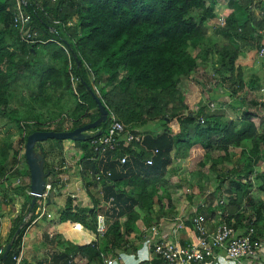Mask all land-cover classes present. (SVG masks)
Instances as JSON below:
<instances>
[{"label": "trees", "instance_id": "1", "mask_svg": "<svg viewBox=\"0 0 264 264\" xmlns=\"http://www.w3.org/2000/svg\"><path fill=\"white\" fill-rule=\"evenodd\" d=\"M218 4L219 0H26L23 11L31 17L30 29L39 35L37 43H28L14 25L18 0H0V113L10 116L7 107L26 89L32 90L35 104L46 108L52 105L61 109L67 93L78 101L72 117H60L62 122L70 123L68 129L64 124L55 129L60 118L44 121L40 114L33 118L35 121L15 119L25 130L21 149H25L28 137L35 132L74 131L97 121L100 110L92 95L96 89L126 133L141 136L139 142L120 143L115 152L97 154L92 141L98 138L99 131L106 133L108 122L104 123L99 129L90 130L86 141L75 142L77 159L67 157L59 161L61 170L57 165L49 166L52 162L48 154L58 152L65 156L64 141L51 139L38 144L36 151H44L45 169L51 172L47 180L58 196L64 194L62 170L70 162L74 169L69 172H77L91 201V206H83L67 194L64 207L59 208L60 234L46 236L43 244L60 250L50 264H80L78 257L85 260L83 264H104L103 255L124 249L126 238L137 234L141 219H152L157 207L161 211L166 207L173 209L167 175L178 160L196 165L194 176L198 179L190 186L192 190L197 187L201 195L199 179L204 178L203 172L211 163L210 170L219 182L218 192L229 182L228 204L219 205L218 209L220 220L247 228L253 226L256 238L264 240V201L244 207L251 185L240 180L241 175L251 176L262 160L254 115L246 111L239 125L218 113H204L206 106L194 112L186 105L187 95L181 85L183 78L198 69V57L193 56L192 50L207 41L226 61L220 72L230 73L225 81L231 84V91L224 96L235 99L237 105L242 101L239 92L246 84L236 63L243 52H260L264 48V0H229L230 13L225 24L218 25L213 36H209L208 24L221 20ZM216 34L221 39L218 44L214 41ZM12 39L14 42L9 43ZM250 87L255 88L254 83ZM49 113L44 115L49 117ZM173 121L180 125L178 133L170 127ZM244 145L248 149L239 154L241 165L228 168L231 149ZM6 154L7 151L2 152L0 161V234L3 223L10 220L9 232L1 244L5 252L10 244L12 249L0 264H17L15 259L22 251L26 233L38 218L41 200L32 208L25 154L23 170L17 168L19 153L14 167L5 168ZM125 154L128 160L122 164ZM148 160H153V165H147ZM19 179L22 183L14 186L13 182ZM262 179L264 182V175ZM24 180L27 182L23 183ZM93 184H100L102 198L91 192ZM19 197L23 199L21 206ZM100 214L107 219V230L101 239L97 234ZM211 214L214 219L216 215ZM29 215L31 219L27 221ZM73 228L84 234L81 242L62 236V231ZM157 260L155 264H162ZM21 264L27 263L23 260Z\"/></svg>", "mask_w": 264, "mask_h": 264}, {"label": "rangeland", "instance_id": "2", "mask_svg": "<svg viewBox=\"0 0 264 264\" xmlns=\"http://www.w3.org/2000/svg\"><path fill=\"white\" fill-rule=\"evenodd\" d=\"M228 3L229 0H219V4L217 5L216 9L219 10V17L226 18V16L230 13L228 10ZM225 7V8H223ZM259 13V10L257 11ZM245 17V16H244ZM219 22L212 23V25H209L210 31L208 33L209 36H213L214 30L218 27ZM213 30V32H212ZM215 36V35H214ZM214 41L216 44L221 42V39L216 34V37H214ZM13 39L9 41V43H13ZM264 45V44H263ZM210 52L208 55L207 53ZM192 54L194 57H198V69L195 71L191 76L188 78L182 79V90L186 93V105L189 107V109L196 112L200 107L206 106V110L204 113L209 114V112L212 113H218L222 115L223 117H233V110H230V108H227V110L224 108L227 105H225L224 102L220 103L219 101L212 102V100H215L214 97L222 98L226 97L225 90L231 91L230 86L231 84L225 81L226 77L230 76V73H221L223 67L226 65V61H223L219 54L215 52V49H213L212 45L208 43L207 41L202 44L199 48L196 50H192ZM204 58V59H203ZM236 66L241 69L243 72V80L245 82V87L243 91L239 92L241 95H243V98H246L247 105L252 109L251 113H254L258 116L257 122L253 121L255 125L258 127V134L260 137H264V60L261 59L260 52L258 50H252V51H245L242 53L241 57L236 63ZM257 81V82H255ZM254 83V87H250V85ZM192 89H196L195 93ZM32 90L26 89L24 92H19L14 99V101L7 107V112H11L10 116H4L0 113V161H2V152L7 151L6 156L8 157V161L5 163V168L11 169L14 167L15 159H17V153H19V159L22 162H25L23 160L25 149H21L20 141L22 138V134L24 135L25 130H23L15 121V119L21 118L25 119L28 118L26 121L33 120V118L40 114L42 119L44 121H50L52 118H60V117H66L67 116H73L75 109L78 107V101L77 98L71 94L67 93L64 95V99L62 101L61 109L57 108L54 109V106H49L48 108L44 106H40L35 104L31 99ZM56 96L54 99L59 97L61 95L60 93L55 94ZM191 95V96H190ZM227 99V97H226ZM233 99V98H231ZM217 102V103H216ZM257 103L256 106L253 107L252 103ZM32 105L36 106L32 107ZM218 107H221L217 109ZM224 109V110H223ZM49 113L48 115H44L45 113ZM81 112V111H80ZM227 115V116H226ZM224 118V119H225ZM65 119V118H64ZM237 123L241 124L242 117L236 118ZM35 121V120H33ZM202 123V122H201ZM64 124V128L68 129L70 127V123L62 122L61 118L60 120L54 124V128L58 129L60 126ZM23 126V125H22ZM170 127L173 132H175L177 129L180 128V125L177 123V121H173L170 123ZM88 135H91V133H87ZM49 144V143H45ZM64 154L60 153H49L48 154V160L52 162L49 166L54 167L57 165L59 168V163L63 159H73L76 158V152L78 148L75 145L74 141H64ZM264 146V144H263ZM48 149V146L45 147ZM233 153V152H232ZM237 153V152H236ZM53 154V156H52ZM215 155H218L215 153ZM59 158V160L54 161V159ZM77 159V158H76ZM60 161V162H59ZM75 161V160H74ZM179 161V160H178ZM175 161L176 165H174V169L169 170V178L167 175V180L169 181V186L167 187V191L171 193L175 199H178V204L182 203V201L186 198L187 190L191 188V184L198 179L197 176H194V172L197 171V167L194 163H190L188 160H182V161ZM67 163V162H66ZM242 161H239V164L241 165ZM70 164V162H68ZM209 165V163L207 164ZM25 167V166H24ZM210 167V166H209ZM26 168V167H25ZM228 168H232V165H229ZM70 169H74L71 163ZM77 172L70 173L72 176H76ZM204 178L199 179V181L202 184L203 190V196L200 194L199 189L197 187L192 190L190 189L189 194H199L203 198L212 196V191L216 190L215 185L217 184V176L210 170V168H207L204 172ZM79 178V176L77 175ZM81 180V179H80ZM206 182V183H205ZM82 186L83 181L81 180ZM228 185V186H227ZM261 184L258 182L256 187H253V194L250 196V194L246 197L245 200L247 203V207L252 206L253 203L264 201V189L261 188ZM229 187V182L221 188L222 192L221 194L223 197L219 198V196H215V200H217V206L222 205L220 202L223 201L225 205L228 204L229 196L227 192H225V189L223 188ZM98 189V186L94 188V194L95 196L101 198L99 194L96 192ZM194 191V192H193ZM225 192V193H224ZM163 193V192H162ZM68 196V195H66ZM250 196V197H249ZM62 197V198H61ZM61 197H56V204L52 205L55 209L59 210L60 206L64 205L65 203V195L63 194ZM225 200V201H224ZM60 202L62 205H60ZM18 202V206H21ZM64 207V206H63ZM171 210V208L168 207L167 211ZM16 211V210H15ZM18 214L16 213L15 216ZM31 217H27L26 220L29 221ZM7 222L5 221L3 223V230L6 229ZM34 224V223H33Z\"/></svg>", "mask_w": 264, "mask_h": 264}, {"label": "crops", "instance_id": "3", "mask_svg": "<svg viewBox=\"0 0 264 264\" xmlns=\"http://www.w3.org/2000/svg\"><path fill=\"white\" fill-rule=\"evenodd\" d=\"M225 8V7H223ZM220 10V7L218 9V11ZM212 23H216V21L212 22ZM212 23L208 24V29L210 31V27L209 25H212ZM215 31V30H214ZM213 32V30H212ZM195 93L196 89H192ZM225 93H228V91L225 90ZM191 96V95H190ZM241 99V103L240 104H236L234 101L235 99H230L228 96L227 99L226 97H222V98H216L214 97V95H212V97L215 100H212V102L215 101H219L220 103L224 102L225 105H227L226 107H224L226 110L227 108H230V110H233V117H227L225 118L226 121H233V122H237L236 118L239 117H243L244 113L247 112H252V109L254 108H250L247 105V101L246 98H243V95L240 94ZM187 100V99H186ZM217 103V102H216ZM254 103V102H253ZM252 103V104H253ZM256 104H253V107L256 106ZM221 107H218L217 109H219ZM224 110V109H223ZM254 115V120L255 122H257V120L259 119L258 116L254 113H251ZM239 125H241L240 123H237ZM258 128V127H257ZM180 130L177 129L174 133H178ZM258 137L261 141L262 144V154H261V163L260 166L255 167L253 170V174L251 176L245 177V175H241L240 176V180L243 183H250V187L248 188V192L250 194V196L253 194V187H256V185L258 184V182L261 185V188L264 186V182L262 179V175H264V137H260L258 134ZM248 149L246 147V145H244L241 148H232L230 151V165L235 166V164H238L239 161V154L241 151ZM233 152V153H232ZM237 152V153H236ZM25 154V152H24ZM174 154V152H173ZM222 155H224V153H222ZM24 160V158H23ZM57 161L59 160V158L56 159ZM242 161V160H241ZM51 162V161H49ZM176 162L174 161V163L172 164V166L169 168L170 173L171 170L174 169V165ZM25 163L22 162L20 160V165L17 166L18 169L23 170L25 167L24 165ZM211 163H209V165H207V168H210L209 166ZM67 165V170L63 169L62 171H64L65 176L63 177V181L61 186L64 187V195H65V201H66V195H72L74 196L77 201L79 203H82L83 206H91V201L90 198L88 197L86 191L83 189L82 183H81V178L76 176H72L70 175L69 171H72V169H70L71 167V163L68 164V162L66 163ZM206 168V169H207ZM59 170H61L60 168H58ZM168 179L169 175H168ZM17 182V181H16ZM16 182H13L14 186L15 184H17ZM27 181L24 180L23 183H26ZM206 183V182H205ZM95 184H93V187L90 188L91 192L94 194V187ZM98 189L96 190V192L99 194V196H101V198L103 197V191L101 189L100 184L97 185ZM218 186H219V182L217 179V184L215 185L216 190L212 191V196H210L209 198H203V194L202 196L199 194H186V198L185 201L183 200L182 203L178 204V199L176 200L175 197L172 196V201H173V209L168 210L167 211V207L164 210H160L159 207L156 208L155 214L152 216V219L148 220V219H141L138 223H137V234L132 236L131 238H126V247L124 249H122L119 253L117 254H108V258H112L114 259V264H155L156 262H158L157 258L154 256L153 253V249H154V245L158 240H171L174 239V235L172 233V230L175 227V224L171 222V220L174 217H182L184 218V223L186 228L179 231V237L181 238L182 243L184 241H187V239L189 240L190 237L193 235V231H192V224L190 221V218L197 216V215H203L205 216L208 221H209V227L210 230L212 231L213 229H215L222 221L220 220V215L218 214V209H219V205L217 206V200H215V196H219V198L223 197V195L221 194V190L218 192ZM228 186V185H227ZM191 189V188H190ZM225 189V192H227L226 188H223V190ZM224 192V193H225ZM204 193V192H203ZM206 194V193H204ZM227 196H229V194H226ZM58 195L55 196L54 202L56 201V197ZM249 196V197H250ZM62 198V197H61ZM0 199H1V194H0ZM225 201V200H224ZM228 201V200H227ZM247 200H245L244 202V207L247 206L246 203ZM18 202L20 204L23 203V199L21 197H19ZM222 202V201H221ZM220 202V203H221ZM166 203V202H165ZM60 205H62V203L60 202ZM65 205V203H64ZM64 205L60 206V208H62ZM166 205V204H165ZM224 205V204H223ZM15 210V209H14ZM214 213L216 215V217L214 219H212L210 216L212 215L211 213ZM47 214L52 215V219H48L47 218ZM47 214L45 215H39L38 219L34 222L33 226L28 230V232L25 235L24 238V263L27 264H50L51 263V258L54 254L60 252V250L56 247L53 246H44L43 244H45V238L46 236H49L50 238H52L53 236H56L60 231V227L57 224V220L59 218V210L55 209L54 207H52V205H49V207L47 208ZM253 215V214H252ZM6 229H4L2 231V233L0 234V243H2L3 241L6 240V235L9 232V226H10V220L6 219ZM235 224V228H237L238 232H242L244 231L247 226H240V224L238 223H234ZM156 226L159 230V235H154L151 232L152 227ZM62 236L67 240L70 239L71 241H75V242H81V240L84 239V234L82 232H79L76 230V228H73V230H67L63 233L62 231ZM140 237L139 239H136ZM78 262L80 264H83L85 262L84 259H82L81 257H78ZM97 264V263H95ZM216 264H243L240 262H233V261H228L225 258H220L219 261ZM247 264H264V249L260 252V254L258 255V257L254 258L251 262H248Z\"/></svg>", "mask_w": 264, "mask_h": 264}, {"label": "built area", "instance_id": "4", "mask_svg": "<svg viewBox=\"0 0 264 264\" xmlns=\"http://www.w3.org/2000/svg\"><path fill=\"white\" fill-rule=\"evenodd\" d=\"M26 5V0H18V13L14 19V25L23 35V40L28 43H37L39 41L38 33L30 29L31 17L24 13L23 6ZM225 24V18L221 17L219 25ZM260 56L264 59V48L260 51ZM96 89V88H95ZM99 91L96 89V94ZM108 128L106 133L92 141V146L97 154L104 155L108 152H115L120 143L129 144L133 141L139 142L141 136L127 134L123 124L117 119L116 115L109 112ZM157 153V151H156ZM20 161V159L18 158ZM128 156L125 154L121 163L125 164ZM147 165H153V160H148ZM67 167L64 168V170ZM100 177H97V181ZM17 184L22 183V179L17 180ZM1 190V184H0ZM53 191L52 184L46 183L45 191L39 199L40 204L36 215L47 214L49 207L50 193ZM190 189L187 193H190ZM31 194V191H30ZM221 204H225L223 201ZM31 217V215H29ZM48 219H52V215L47 214ZM38 219V218H37ZM192 224L193 235L190 239L182 243L179 237V231L186 228L184 218L174 217L171 222L175 224L172 233L174 239L158 240L153 249L154 256L161 261L162 264H216L220 258H225L228 261L240 262L247 264L254 258L258 257L264 249V240L256 238V230L253 226L246 228L242 232H238L235 224L221 222L212 231L209 227L208 219L203 215H197L190 220ZM35 222V221H34ZM107 230V219L103 214L97 218V234L99 239L105 236ZM151 232L154 235H159V230L156 226L152 227ZM5 253L4 246L0 243V256ZM104 264H114V259L103 255ZM24 260V241L23 248L18 258L15 259L17 264H21Z\"/></svg>", "mask_w": 264, "mask_h": 264}, {"label": "water", "instance_id": "5", "mask_svg": "<svg viewBox=\"0 0 264 264\" xmlns=\"http://www.w3.org/2000/svg\"><path fill=\"white\" fill-rule=\"evenodd\" d=\"M94 99L96 100L99 110L100 117L94 123L87 124L80 128L75 129L74 131H64V132H56V131H45V132H35L31 134L25 146V158L27 161L28 168L30 170V180L31 186L30 191L33 196L32 208L36 205L37 201L42 197L47 179L50 177L51 172L45 169L46 165V156L42 149L36 151L38 144L41 142H45L51 139L60 140V141H86L88 139V132L90 130L99 129L102 124L107 123L109 117V111L101 99L97 94L92 92ZM103 132L99 131L97 133V137L102 136ZM59 193L56 190H53L50 193V201L49 205H52L55 196ZM12 249V244L8 246L7 251L5 252L2 259H0V263L5 260Z\"/></svg>", "mask_w": 264, "mask_h": 264}]
</instances>
